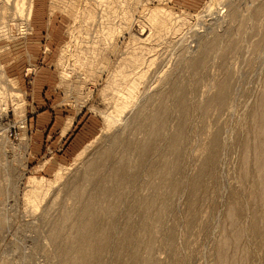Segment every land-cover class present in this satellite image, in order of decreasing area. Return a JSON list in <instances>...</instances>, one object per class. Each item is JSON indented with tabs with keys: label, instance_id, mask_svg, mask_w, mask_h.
I'll list each match as a JSON object with an SVG mask.
<instances>
[{
	"label": "rangeland",
	"instance_id": "obj_1",
	"mask_svg": "<svg viewBox=\"0 0 264 264\" xmlns=\"http://www.w3.org/2000/svg\"><path fill=\"white\" fill-rule=\"evenodd\" d=\"M160 1L23 0L21 6L25 12L21 17L15 7L16 0H11L10 4L7 0H0V70L3 71H0V264H63L61 255L75 239L64 234L53 242L49 235L51 226L61 217L66 206L71 208L76 205L71 188L82 183L89 163L109 149H113L114 157L108 160L103 173L126 152L127 156L130 155L127 162L132 168L137 159L135 145L141 144L145 138L133 122L139 107L148 105L149 101L152 103V98L154 101L157 98L156 92L183 78H186L187 89L197 88V92L191 93L192 96L190 94V101L195 105L189 112L185 128L183 169L179 175L181 182L171 201L164 227H152L158 230L157 233L155 231L153 248L149 252L151 262L148 264H222L219 255L225 241L229 242L224 248L225 253L228 257L232 255L230 258L236 264H264V201L259 202L252 195L258 182L254 169L249 166L250 173L246 179L241 164L244 156L241 155L244 154L242 143L250 139L247 142L254 144L255 132L251 119L264 89V18H261L263 21H253V0ZM3 5H8L7 9ZM88 7L94 11V22L86 20ZM155 8L171 11L175 15L178 25H174L178 26V31H173L170 35L172 38L168 36L163 41L154 36L153 40L162 42L156 41L161 45L157 47V52L150 53L140 39L150 32L149 11ZM231 11L238 14L231 17ZM125 17L133 18L126 21ZM182 17L187 22L182 21ZM246 17L252 18L249 22L252 27L244 22ZM125 22L129 24V32L122 31ZM80 24L84 30L78 29ZM32 26L35 31L30 35ZM257 29L260 30L257 32ZM215 35L222 37L224 43L219 45L218 52H214L216 54L212 53L208 71L201 72L198 79L191 80L192 74L186 69L187 59L196 55L204 40L212 39ZM75 39L74 45L71 42ZM231 39H237L238 51L228 54L223 60L219 51ZM69 43L73 47L64 55ZM257 43H263L260 49H257ZM73 55L75 62L70 59ZM136 60L139 66L141 64V69ZM150 61L154 63L150 64ZM32 68L36 70L29 71ZM137 73L144 76L146 81L141 77L139 96L132 101L126 87ZM228 74L233 77V86L226 107L223 110L215 106L205 109V104L216 92L217 83ZM44 101L47 107L63 105L60 110H65L67 115L81 111L82 125L93 136L87 145L80 148L81 151L78 150L79 153L64 157L63 153L47 147L41 155L30 156L33 140L29 136L31 127L28 122L32 112L46 108ZM39 102L43 109L36 106ZM122 107L126 109L123 111ZM171 115V119L175 120L177 113L171 112ZM87 120L90 122L87 123ZM72 121L68 120L66 128L70 129ZM215 134L219 138V148L214 176L204 177V190L193 196L188 187L190 179L198 174ZM116 136L120 137L121 145L112 144ZM129 143L133 144L130 149ZM161 146L159 149L162 150L151 158L155 162L149 161L150 165L142 168L138 180L125 191L121 210L115 217L116 222L114 220L112 241L103 254V264H128L129 255L136 250L140 252H136L139 256H144L148 236H141V241L136 238L140 220L134 206L138 205L141 186L148 180L151 184H147L155 183L148 172L151 164L160 160V152L167 147L166 142ZM82 153L84 156L75 163ZM69 167H72L71 170L66 172L61 182L53 185L49 182H53L60 168ZM103 173L99 175L101 179L108 172ZM90 187L88 192L92 190ZM231 210L235 211L237 225H231L233 223L228 215ZM254 220L259 221V236L255 237L249 231ZM148 222L150 226L154 224L152 219ZM76 223L70 224L71 227L68 225V230L74 228ZM241 229L245 230V234L238 245L233 243V239ZM123 232L129 233L133 240L138 239L134 242L136 247H123L125 250L118 248V239ZM120 249L122 254L118 252ZM117 252L121 257L119 261Z\"/></svg>",
	"mask_w": 264,
	"mask_h": 264
},
{
	"label": "bare ground",
	"instance_id": "obj_2",
	"mask_svg": "<svg viewBox=\"0 0 264 264\" xmlns=\"http://www.w3.org/2000/svg\"><path fill=\"white\" fill-rule=\"evenodd\" d=\"M10 1L11 0H7V3L10 4ZM163 1H166V2L169 1V3L171 2V0H162L160 2L162 3ZM253 1H254V6L252 9V17H253V21L256 20V22H257V19L259 20L262 17L264 18V2H263V0H253ZM22 4H24L23 0H16L15 7H17V10H18V12H20L21 17H22V14L25 12V9L23 8V6H21ZM3 6H5V9H7V7H8V5H3ZM93 7H91V8H93ZM91 8L88 7V9H87L89 11L88 16L86 18L87 22L88 21L89 22L95 21V14ZM149 12H150V15H149L150 18H148V20H149L148 24L150 27V32L147 35L141 34L143 38L140 39V43H142L144 45V47H148L147 50L150 53H154V52H157L156 49H158L157 47H159L161 44L160 45L157 44L156 43L157 40H153V37L157 36L156 39H160L162 41L166 40L165 37L170 36L173 31H178V30H176V28L178 27L177 26L178 24L175 22V17H174L175 15L171 11L165 10L164 8H155ZM230 14L232 15L231 17H235L236 14H238V13H236L235 11H231ZM130 17H128V18L130 19ZM132 18L130 20H132ZM179 18H181V17H177V19H179ZM127 19L125 17L126 21H127ZM181 20L186 21L185 18H183V17ZM181 20L180 21L178 20L177 22L181 23ZM235 20L236 19H234V21ZM250 20H252V18L250 19V17L249 18L246 17V19H244V22L246 24H247V22H248V24H251V23H249ZM231 21H233V20H231ZM241 21H242V19H241ZM76 22H78V19ZM132 22H131V24H132ZM174 23H176L177 25H174ZM262 23H264V22H262ZM119 25H122V24L119 23ZM124 25H126V26H124L125 28L123 27L122 31L126 32L129 29V24L127 22H125ZM258 25L261 27L260 24H258ZM246 26H249V25H246ZM251 27H252V24H251ZM82 28L83 27L80 24L78 29L81 30ZM86 29H87V27H86ZM83 30H84V28H83ZM254 30H256V29H254ZM258 30H260V29H257V32H258ZM240 32H242V31H240ZM262 32H259V33H261L260 35H262ZM173 35H174V33H173ZM170 37L172 38V36H170ZM221 38L222 37L215 35L212 39L209 38L207 40H204L202 42V44L200 45L196 55L193 58L187 59L188 61H187V65H186L187 68L186 69H188L191 72V73L189 72L190 75L192 74L191 80L198 79L197 76L201 75L200 74L201 72L206 73L208 71V68H209L208 66H209L210 61L212 59V57H211L212 53L217 51L220 44L224 43L221 40ZM260 39H261V37H260ZM160 40L157 42L161 43L162 41H160ZM236 40L231 39L224 46L222 45L223 50L219 51L221 59L224 60L228 54H230L232 52L235 53V51L237 50V48L239 46L238 45L239 43ZM71 43L75 45L76 39L74 42H71ZM71 43H69L66 46L65 51H64V55H66V53L73 47V45ZM140 43H138V44H140ZM262 44L259 43L257 45V49L258 48L260 49ZM222 47H221V49H222ZM221 49H219V50H221ZM214 54H216V53H214ZM155 55L156 54H154V56ZM152 58H154V57H152ZM70 59L71 60L73 59V62H75V56L74 55H73V58L70 57ZM141 62H142V60L140 61V63ZM137 63H139V62H137V60H136V64ZM151 63L152 62L150 61V64ZM153 63H154V61H153ZM146 64H148V63H146ZM185 64H186V62H185ZM137 66L139 67V69H141L140 68L141 64H140V66L137 64ZM137 66H136V68H137ZM148 66H149V64H148ZM151 66H153V65H151ZM136 68L133 70H136ZM142 70L144 71V69H142ZM0 71H1V73H3L2 69ZM138 73H140V72L138 71ZM138 73H137V75L134 74L135 77L130 80L131 82L126 87V91L129 95V97L131 98L130 100H132V101H134L136 99V97L139 96L138 95L139 88H141L140 85L142 83V79H141L142 75L138 74ZM142 74L144 75L145 73L143 72ZM230 75L224 77V79H222L220 82L217 83L216 92L211 97V99L208 101V103L205 104V109H209L210 106H215L218 109L223 110L226 107L227 101L230 97V91H232V86H233V77H232V75L231 76ZM68 76H69V74H68ZM185 76H187V75H185ZM143 79H145V77ZM185 79L183 78V79L179 80L178 82L174 81V83L168 82L170 80L169 79L167 81V83L168 84L171 83V84L166 89L162 88L159 91L157 90L158 91V92H156L157 98L155 97L156 100L154 101V97L152 98L154 102L152 101V103H150V101H149L148 105H142L139 107V110L137 109L138 114H136V118L134 119L133 122H135L137 131L139 133L145 135V138L141 144H139L138 146H137V144L135 145L136 148H134V149L137 150V153H136L137 156H135V157H137V159H136V162L132 168H130L131 165L129 166V163L127 162L129 160L128 157L130 155L127 156V154H128L127 152L123 153L122 156L119 157V159H116L118 161H116L115 164L112 165V168L108 169L112 163L110 165H108V168H107L108 173L106 172L107 176H105V178L101 179V177L99 175L101 174V172L103 173L102 170L107 165L108 160L110 161V158H112V156H113V149H111V150L109 149L110 151L108 150V152H106L105 154L100 155L101 157H99V158H97L94 161H91L89 163L87 169H85L86 171L84 172V175L82 176V183L80 182L81 184L78 187H75V188L72 187V188H74L73 190L71 188L72 197H73V199L75 201L74 203L76 205L74 207H71V208H69V207L67 208V206H66V208L63 210L62 214H60L61 217H59V219L56 220L57 222L55 221L56 223H54V225L51 226L52 228H50L51 230H50V235H49L50 239L53 242L58 241L59 238L61 239V237H63L64 234H65V236L67 234L68 238L72 237L73 239H75V241H72L69 244V246H66V248L64 249V251L61 255L62 260H63V264H103L104 263L103 262V254H105L104 252L106 251V249L108 248L109 244L112 241L113 227L116 224V223L114 224V220L116 222V218L118 217L117 215L119 214V212L121 210L122 204L124 202L123 196L125 195V191L127 190V188L132 186V184L135 181L138 180L137 178L139 176V173H141L140 171L147 164H149L148 163L149 161H152V163L155 162V161L151 160V158H153L152 156L155 155L158 150H160L159 148L162 147L161 146L162 143L166 142L167 147L164 146L165 147L164 151H162V153L160 152V154H161V156L159 158L160 160L159 161L157 160L158 162L156 161L157 162L156 164L155 163L151 164V166L149 167L148 174L151 178L155 179L154 180L155 183L150 185L151 181L149 182V180H148V182L146 180V182L150 183V184H147V183L143 184L142 183L144 186H141V188L142 187L143 188L140 190V193L138 196V198H139L138 205H135L136 206L135 207L133 204L134 212L138 214L137 215L138 220H140L139 221L140 224L139 225L137 224V229H138V226L140 228L138 229L139 233L138 232L136 233L137 234L136 238L140 239V241H141L143 235H146V237L148 236V239L146 238L147 244L144 246V248H145L144 249V251H145L144 256H142V257L139 256L136 253V252H138L136 250V252L134 251L135 253H132L131 255H129L130 259L128 258L129 259L128 264H148L151 262L150 261L151 260V258H150L151 254H149V252L153 248L152 245L154 243L153 239H154L155 231L157 233V230H158L156 228L153 229L152 227H155V226L156 227L157 226H160V227L163 226L164 227L166 216L168 214V211H169L171 203H172L171 201L173 199V196L177 192V190L179 188V184L181 182L179 179V177H180L179 175L182 173V169H183L182 168V161H183V145H184V140H185V128L187 127V124H188L189 112L192 111V106L195 105V104H192L190 101V94L195 92V91L197 92V90H196L197 88L196 89L192 88L191 90L187 89ZM189 79L190 78H188V80ZM145 81H146V79H145ZM171 81H172V79H171ZM143 82H144V80H143ZM144 84L146 85L145 82H144ZM142 86H144V85H142ZM195 87H196V85H195ZM158 89H160V88H158ZM4 92H6V90ZM1 94H2V92H1ZM10 95H11V93H10ZM16 95H18V94H16ZM191 96H192V94H191ZM0 98H1V95H0ZM256 105H257L256 106L257 108H256L255 112L252 114V119H251L252 124L254 126V128H252V129H254V132H255V134H253V135H255L253 137L254 138V140H253L254 144L250 145L248 143L250 141V139H249V141L247 140L248 142L247 141H244V142L241 141V142H243L242 143L243 146H241L243 149L241 147L240 148L244 151L243 152L244 154H241V155H244L243 156V162H241V164L243 163L242 165H243V168L245 170L244 176H246V179H247V175H249V173H250L249 172V166L250 165L254 169L253 172L256 173V176L253 173V178H254V176L257 177L256 182L257 181L258 182L255 183L256 186L254 185L255 187L252 191V195L254 196V198L257 197L259 202H260L261 200L264 201V89L262 90V93L260 95V99H259V101H257ZM1 107H0V109H1ZM130 108H131V106H130ZM193 108H195V107H193ZM122 109L124 111V109H126V107H122ZM127 109H129V108H127ZM126 111H128V110H126ZM171 112L177 113L175 120H172L173 118L171 119V116H173V115H171ZM23 126H24V124H23ZM109 128H111V127H109ZM134 134H136V133H134ZM140 139H142V138H140ZM120 141H121L120 137L116 136V137H114V143H112V144L113 145L114 144L115 145L116 144L121 145V144H119ZM211 141L212 142L210 143L209 147L207 148L206 159H204L202 165L200 166L198 174L195 177H193L192 179H190V184L188 187H190V190H191L193 196H195V194H197L198 191H200L201 189L204 188L202 186L203 178L204 177H212V176H214V173H215V168L217 165L216 163H217V156H218V148H219L218 135L215 134L214 138ZM132 145L133 144H130V146L128 145L129 146L128 148L129 149L132 148L133 147ZM113 147H115V146H113ZM115 148H117V147H115ZM125 149L127 150V148H125ZM128 152H129V150H128ZM83 153H82V156H80L81 155L80 154L79 155L80 157L78 159H75V163L80 161V159L84 156ZM115 156H117V155H115ZM71 168L72 167L60 168L56 172L55 179L53 180V182L52 181H49V182L52 185H53V183L58 184L59 182H61L65 178V175L67 174L66 172L68 170H71ZM145 168H147V167H145ZM104 173H105V171H104ZM98 176L100 178L97 180ZM149 176H147V177H149ZM250 176H252V174ZM177 179H179V181ZM254 182H255V180H254ZM137 184H138V182H137ZM89 186H92V187H90V188H92V190L90 192H88ZM135 186H137V185H135ZM88 193H89V196H88ZM197 195H199V194H197ZM256 202H257V200H256ZM263 205H264V203H263ZM236 207H237V205H236ZM61 210H62V208H61ZM130 211L133 212L132 209ZM228 215H229L230 221L233 223L231 225H234V224L237 225L238 219L235 215V211L231 210ZM150 219H152L154 221V224H153L154 226L153 225L150 226L152 223L151 221H150L151 223L148 222ZM76 220H79V221H77V223H76ZM258 220H259V218H258ZM74 221H75L77 226L74 225L73 226L74 228H70V230H68V228H69L68 225H70V224L72 225L74 223ZM263 221H264V219H263ZM78 222H80V223L78 224ZM258 222L254 220V222H252L250 224V230L249 231L251 234L254 235L253 237H255V235L259 236ZM71 225H70V227H71ZM128 228H130V227H128ZM67 230L69 231V233H65V232H68ZM126 230H127V228H126ZM128 234L129 233H127V232L126 233L123 232V234L120 236V238L118 240H120L119 244L121 246L119 244H117L118 248L125 250V248H123V247H129V246L131 247L132 245H135L134 242H136L138 239L133 240L131 238V236H129ZM244 234H245L244 229L237 231V233L234 236L233 243H237V244L240 243ZM137 236H139V237H137ZM172 236H173V234H172ZM143 241H145V240H142V242ZM228 243H229L228 241H225L221 247V250H220L219 259H220V262L222 264H234L235 263V260L230 258L232 255L228 257V255H226V253H225L226 250H224V248L228 246ZM134 247H136V245ZM121 249L118 252H121V254H122ZM118 252H117V260L121 258L120 254ZM124 252H126V251H124ZM138 253H140V252H138Z\"/></svg>",
	"mask_w": 264,
	"mask_h": 264
},
{
	"label": "crops",
	"instance_id": "obj_3",
	"mask_svg": "<svg viewBox=\"0 0 264 264\" xmlns=\"http://www.w3.org/2000/svg\"><path fill=\"white\" fill-rule=\"evenodd\" d=\"M35 9L36 3L34 5L32 18L35 15ZM34 31L35 29L33 28L30 35H33ZM28 55L30 59H32L30 52H28ZM35 70V68L29 69V71ZM45 103L44 101L45 109H43L40 102L36 105L43 110L32 112L28 122V126L31 127L29 136L33 140V143L30 145V156L37 157L41 155L45 152L47 147L59 154L63 153L62 156L64 157L67 156L66 154H75L93 136L92 133L86 129L85 125H82L83 117L81 116V111L77 112L75 115H67L65 110H60L64 107L63 105L58 104L56 106L47 107ZM69 119L73 120L70 129L66 128ZM89 122L90 120H87V123ZM64 130H66V132L63 134ZM47 164L43 166V168H45Z\"/></svg>",
	"mask_w": 264,
	"mask_h": 264
}]
</instances>
